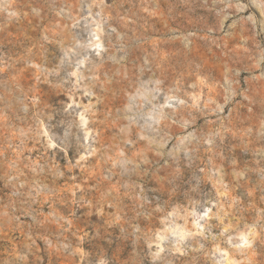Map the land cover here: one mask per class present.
Here are the masks:
<instances>
[{"label":"rangeland","instance_id":"rangeland-1","mask_svg":"<svg viewBox=\"0 0 264 264\" xmlns=\"http://www.w3.org/2000/svg\"><path fill=\"white\" fill-rule=\"evenodd\" d=\"M0 264H264V0H0Z\"/></svg>","mask_w":264,"mask_h":264}]
</instances>
